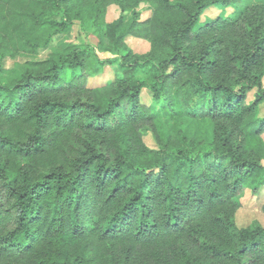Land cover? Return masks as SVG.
Listing matches in <instances>:
<instances>
[{
    "label": "trees",
    "instance_id": "16d2710c",
    "mask_svg": "<svg viewBox=\"0 0 264 264\" xmlns=\"http://www.w3.org/2000/svg\"><path fill=\"white\" fill-rule=\"evenodd\" d=\"M109 1L0 0V52L36 55ZM116 1L150 15L110 24L112 82L75 45L0 62V264H264V226L235 218L264 187V0ZM218 6L235 14L201 22Z\"/></svg>",
    "mask_w": 264,
    "mask_h": 264
},
{
    "label": "rangeland",
    "instance_id": "374dc122",
    "mask_svg": "<svg viewBox=\"0 0 264 264\" xmlns=\"http://www.w3.org/2000/svg\"><path fill=\"white\" fill-rule=\"evenodd\" d=\"M96 6V4L93 5L94 10ZM136 10L141 14L142 20L148 18L150 15L149 2L142 1L137 6L133 5L124 8L121 1L111 0L106 5L104 17L101 20L98 17H94L93 12H87L84 17H74L72 25L66 30L56 33L47 44L42 45L38 49L36 55L17 54L13 56L9 52L3 53L1 51L0 62L6 68H13L29 59H47L51 55L62 52L71 45H75L88 51L91 50L106 61L103 71L96 76L90 77L89 84L98 85L112 82L115 76L124 74L125 68L122 66L121 61L124 50L122 46H117L110 36L111 32L114 31L113 26L110 24L119 19H123L125 22L129 21L134 16V11ZM233 14H235V8L233 7L218 6L217 8H209L202 16L201 22L210 18H216L219 15L226 17ZM121 31L122 29H119L118 33ZM126 44L135 54H143L150 49L148 41L134 36H128ZM111 59H114V61L109 62L108 60ZM255 93L256 90L250 93L249 100L254 99ZM142 97L144 103H149L152 99L147 90H144ZM258 116L264 118V102L259 106ZM262 136L264 139V133ZM144 140L150 147H157V142L151 133L146 135ZM263 205L264 187L256 193L250 189L244 190L235 216L237 226L240 228L248 227L255 222H259L264 226Z\"/></svg>",
    "mask_w": 264,
    "mask_h": 264
},
{
    "label": "crops",
    "instance_id": "0c3cea01",
    "mask_svg": "<svg viewBox=\"0 0 264 264\" xmlns=\"http://www.w3.org/2000/svg\"><path fill=\"white\" fill-rule=\"evenodd\" d=\"M211 8H217V7H211Z\"/></svg>",
    "mask_w": 264,
    "mask_h": 264
}]
</instances>
